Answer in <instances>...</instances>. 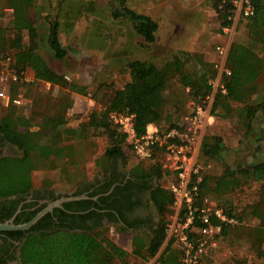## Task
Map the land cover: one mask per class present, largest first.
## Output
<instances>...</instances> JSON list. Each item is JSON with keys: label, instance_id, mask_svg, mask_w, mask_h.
Returning a JSON list of instances; mask_svg holds the SVG:
<instances>
[{"label": "rangeland", "instance_id": "obj_1", "mask_svg": "<svg viewBox=\"0 0 264 264\" xmlns=\"http://www.w3.org/2000/svg\"><path fill=\"white\" fill-rule=\"evenodd\" d=\"M216 1L67 0L61 4V0H35L28 15L40 32L38 51L58 73L68 76V81L87 85L89 94L67 93L65 96L66 86L52 83L48 85L46 81L36 79L31 69H26L21 72H24L27 81L20 84L18 89L27 94L31 103L8 109L0 101V116L11 110L27 117V127L21 126L20 130L30 136L39 132L40 126L37 122L41 120L43 112H53L61 101L69 98L72 104L69 124L72 127H83L90 123L93 113L103 109L113 91L130 80L127 64L131 60L148 59L160 67H165L172 60L178 65L179 72L192 74L201 65V60L213 65L215 69L216 62L220 59L215 47L223 41L228 42L229 48L237 43L248 46L264 59V41H258L260 35L264 34V26H255L252 18L240 17L235 19L228 34H224L222 21L215 8ZM125 6L148 14L158 21L159 30L154 43L146 44L130 17L123 15L116 18L113 15L117 8L124 12ZM57 19L62 23L60 41L68 51L64 59L56 58L48 43L50 21ZM13 21L14 9L11 0H0V55H9L0 58V67L8 58L11 65L15 60ZM262 82L264 80L259 82V86L263 85ZM179 83L175 77L172 89H179ZM263 92L260 90L254 93L251 100L257 99ZM218 95L225 96L222 93ZM181 100H184L185 110L182 113L175 112L171 104ZM191 102L195 100L184 94L171 97L160 123L161 127L165 129L173 123H180L186 111L191 109ZM239 106L240 103L225 98L218 101L213 106L215 119L207 125L203 133L200 150L208 135L219 136L223 144V150L217 157L202 156L199 151L200 161L206 168L204 175L209 177L211 186L230 168L238 172L247 165L264 161V131L259 133L264 125V111L259 112L260 118L255 120L254 131L248 132L238 120L236 112ZM81 138L71 141L75 147L74 156L79 168L68 166L69 169L65 172L58 165L35 170L33 187L53 186L57 191L65 192L75 186L66 177L70 172L75 173L74 182L77 183L99 170L96 158L103 152L108 138L98 128L91 129L85 136L81 133ZM125 156V163L129 166L141 162L143 166L150 167L154 163L162 162L161 152H157L153 159L139 160L126 148ZM160 183L165 185V180L161 178ZM205 198L223 207L238 223L224 226L216 235L217 245L203 264H264V253H261L264 251V240H259L260 229H264V179L250 180L234 187L231 184L225 185L214 195ZM172 213L171 207L169 221ZM108 233L112 240L128 252L131 251L128 262H141L151 257L133 255V245L128 234L120 231L118 234L112 233L113 235ZM164 251L165 247L161 256ZM120 263L122 262L115 261L112 264Z\"/></svg>", "mask_w": 264, "mask_h": 264}, {"label": "trees", "instance_id": "obj_2", "mask_svg": "<svg viewBox=\"0 0 264 264\" xmlns=\"http://www.w3.org/2000/svg\"><path fill=\"white\" fill-rule=\"evenodd\" d=\"M67 0H61L64 4ZM35 0H11L14 9V46L16 48L15 60L12 64L19 72L31 69L36 79L66 86V93L89 94L88 86L76 81H68L65 75L58 73L40 54L38 44L40 32L37 25L28 15L29 8ZM257 12L252 20L255 26H264V0H253ZM218 17L222 21V27L231 24L229 16L232 13L231 0H217L215 4ZM113 15L117 18L126 15L132 20L138 34L143 37L146 44H152L157 40L159 23L152 16L139 13L129 7L124 12L115 9ZM50 35L48 43L54 56L64 59L68 55L59 38L62 23L57 19L50 21ZM262 33V32H260ZM264 34L258 41H264ZM9 55H0L6 58ZM201 59V58H199ZM262 57L253 49L242 44H233L229 51L227 64L232 74L224 77L228 93L216 98L218 101L225 98L241 104L237 108V117L248 132L254 131V123L259 112L264 111V92L254 100L251 97L258 91H264L263 85L259 86L257 79L264 74ZM199 67L192 74L179 72V67L174 61H169L165 67L158 66L148 59H134L128 62L130 80L121 88L115 89L107 100L101 112L93 113L92 119L87 126L72 127L69 124V110L72 108L70 99L61 101L53 112L42 113L40 130L30 136L20 130L21 126L27 127L28 118L8 111L0 116V132L9 142L16 145L22 154L4 156L0 159V198L11 195L26 193L33 188V172L41 168H53L60 165L63 171L68 166L79 168L74 156V144L71 142L81 138L93 128L100 129L108 138L109 146L105 153L97 158L100 170L109 171L114 158L126 157L125 135L119 127L110 121L109 114L112 111H130L136 115V126L140 133L146 131L150 123H155L160 130L165 131L175 126L171 124L165 129L160 123L164 119L166 106L171 97L183 94L199 101L208 90L207 78L214 75L215 69L208 62L200 61ZM177 77L179 89H172V81ZM178 84V83H177ZM263 87V88H262ZM189 88V91L187 90ZM27 95V94H26ZM64 96V97H65ZM28 97V96H27ZM172 107L175 112H183L184 100L173 101ZM214 105V107H215ZM15 106H9L12 109ZM178 112V113H179ZM34 119V118H31ZM82 139V138H81ZM223 150L222 140L217 135H208L204 138L200 154L206 157H217ZM69 157V158H67ZM143 164L138 162L132 171L143 178L158 181V187L153 192L160 214V223L152 233L143 232L133 238V255L153 256L162 247L167 238L166 227L169 221V213L174 201L173 194L160 183L164 176L161 164L154 163L152 166L140 168ZM68 174L67 179L76 185L75 173ZM133 173V174H134ZM67 175V174H66ZM264 179V161L247 165L235 172L230 168L213 186L210 179L204 175L200 184L199 203L207 196H212L220 191L223 186L231 184L233 187L248 183L250 180L261 181ZM77 192L75 195H80ZM95 196L94 192L87 194ZM102 197L94 201L91 198L67 202L63 209L78 210L76 216L88 218L97 209L105 207ZM72 203L81 204V208L71 207ZM49 216H52L49 214ZM217 220V218H215ZM41 223L36 224L30 230L20 251V260L23 264H112L115 261L125 263L130 253L121 245L111 239L108 233V225L102 222L94 226H78L69 223H58L55 227H48ZM39 221V222H40ZM118 222L117 218L112 220ZM215 222V221H214ZM225 230V229H224ZM260 241L264 240V229H260ZM178 250L169 242L164 254L161 256L163 264H177ZM261 253H264L262 251Z\"/></svg>", "mask_w": 264, "mask_h": 264}, {"label": "built area", "instance_id": "obj_3", "mask_svg": "<svg viewBox=\"0 0 264 264\" xmlns=\"http://www.w3.org/2000/svg\"><path fill=\"white\" fill-rule=\"evenodd\" d=\"M231 4L233 8L229 19L232 22L223 26L224 34H228L235 19L251 18L257 12L253 0H231ZM215 49L220 58L215 66L217 72L208 76L207 92L198 102H191V109L186 111L180 123L165 131L150 123L146 131L140 133L135 113L112 111L109 114L110 121L125 135L127 148L139 160L153 159L157 152L162 154L161 166L165 173L162 179L174 196L173 213L166 227L167 238L162 247L173 242V247L179 251L177 264H203L217 245L216 235L224 226L238 223L235 217L209 198L199 203L200 184L206 171L199 158L203 133L215 119L213 106L217 94L228 93L224 77L232 74L227 64L230 51L228 42L218 43ZM65 78L69 79L68 76ZM25 81L24 72L14 68L9 58L4 61L0 67V101L5 107H22L31 103L25 92L18 89ZM46 83L51 85V82ZM108 232L118 234L115 228H110ZM162 249L141 262L126 261L120 264H163Z\"/></svg>", "mask_w": 264, "mask_h": 264}, {"label": "flooded vegetation", "instance_id": "obj_4", "mask_svg": "<svg viewBox=\"0 0 264 264\" xmlns=\"http://www.w3.org/2000/svg\"><path fill=\"white\" fill-rule=\"evenodd\" d=\"M262 130L264 131V125L259 129V133ZM20 154L22 151L0 132V159L4 156ZM134 167L136 164L129 166L124 161L117 160L110 166L108 172L91 178L73 192H58L47 186H38L26 193L0 198L1 222L13 220L15 224L27 223L47 209V212L28 229L0 230V264H23L20 260L22 244L28 230L40 224V219H44L42 224L48 226L44 228L55 227L61 222L85 227L102 222L104 226L108 225V230L115 228L117 232L128 234L132 245L135 236L143 232H154L160 223V214L153 199V192L158 187V181L156 178L148 179L135 174L132 171ZM140 168L147 169L143 165ZM78 191L82 194L75 195ZM90 192L96 195L88 196ZM83 195L94 201L102 197L101 203L105 207L97 209L88 218L76 216L77 213H83L78 210H66V212L63 210L67 202L86 199L61 202L63 198ZM81 206L75 203L71 205L76 209ZM115 218L119 221L113 222Z\"/></svg>", "mask_w": 264, "mask_h": 264}, {"label": "water", "instance_id": "obj_5", "mask_svg": "<svg viewBox=\"0 0 264 264\" xmlns=\"http://www.w3.org/2000/svg\"><path fill=\"white\" fill-rule=\"evenodd\" d=\"M86 195L83 196H72V197H66L61 200H75V199H81L86 198ZM60 202V203H61ZM47 212V209L40 212L34 219H32L30 222L23 223V224H15L12 220L11 222H1L0 221V230H6V229H28L33 223H35L41 216H43Z\"/></svg>", "mask_w": 264, "mask_h": 264}, {"label": "crops", "instance_id": "obj_6", "mask_svg": "<svg viewBox=\"0 0 264 264\" xmlns=\"http://www.w3.org/2000/svg\"><path fill=\"white\" fill-rule=\"evenodd\" d=\"M263 60H264V59H263ZM263 65H264V61H263ZM263 80H264V74H262V75H260V76L258 77L257 82H260V81H263ZM100 112H101V110H100ZM258 117H259V116H258ZM153 124L155 125V123H153ZM153 124H151V125H153ZM108 146H109V141L107 142V144H106V146H105L103 152H102L101 154H99L97 158L101 157V156L105 153L106 148H108ZM97 158H96V160H97ZM117 160H122V161L125 162V157L114 158V161L112 162V164H113L114 162H116ZM125 164H127V163H125ZM136 164H137V163H136ZM96 166L99 168V165H98L97 161H96ZM96 171H97V170H96ZM103 174H104V170L101 171L100 168H99V170H98L97 172H95L93 176H91V177H89V178H87V179H80V180L76 183V185L74 186L73 189L68 190V191H65V192H66V193H68V192H73V191L77 190L81 184H84V182H87V181H89L91 178H94V177H97V176H99V175H103ZM35 187H37V186H35ZM47 187H50V188H52V189H54V190L57 191V189L54 188L53 186H47ZM58 192H59V191H58Z\"/></svg>", "mask_w": 264, "mask_h": 264}]
</instances>
